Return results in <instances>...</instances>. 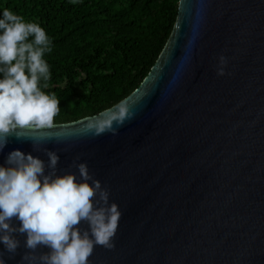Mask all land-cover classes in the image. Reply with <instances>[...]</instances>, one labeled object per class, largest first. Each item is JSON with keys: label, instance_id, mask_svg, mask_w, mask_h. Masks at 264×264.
Here are the masks:
<instances>
[{"label": "water", "instance_id": "1", "mask_svg": "<svg viewBox=\"0 0 264 264\" xmlns=\"http://www.w3.org/2000/svg\"><path fill=\"white\" fill-rule=\"evenodd\" d=\"M123 101L131 116L116 134L85 118L25 128L0 163L17 148L57 151L61 172L87 162L122 213L115 247L95 245L90 264H264V0H181L159 60ZM18 238L6 264H26Z\"/></svg>", "mask_w": 264, "mask_h": 264}, {"label": "clouds", "instance_id": "2", "mask_svg": "<svg viewBox=\"0 0 264 264\" xmlns=\"http://www.w3.org/2000/svg\"><path fill=\"white\" fill-rule=\"evenodd\" d=\"M51 51L52 40L39 23L0 10V152L13 133L19 139L25 128L53 126L61 108L57 95L44 90L51 78L44 57ZM220 61L224 63L223 56ZM217 71L224 74L223 67ZM130 116L122 100L85 120L95 135L116 134L114 125ZM31 140L36 150L38 141ZM44 151L47 160L17 148L0 163V264H6L5 251H17L18 235L25 237L28 251L21 261L26 264H90L95 245L115 247L119 205L109 203V190L86 161L74 162L76 171L61 172L58 152ZM38 248L48 251L37 255Z\"/></svg>", "mask_w": 264, "mask_h": 264}, {"label": "trees", "instance_id": "3", "mask_svg": "<svg viewBox=\"0 0 264 264\" xmlns=\"http://www.w3.org/2000/svg\"><path fill=\"white\" fill-rule=\"evenodd\" d=\"M181 0H0L52 40L46 92L60 99L53 124L98 115L130 96L159 60Z\"/></svg>", "mask_w": 264, "mask_h": 264}]
</instances>
